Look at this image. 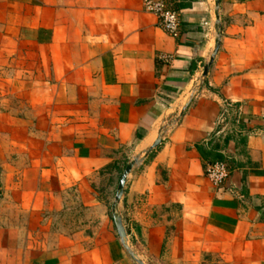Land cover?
<instances>
[{
	"label": "crops",
	"instance_id": "0c3cea01",
	"mask_svg": "<svg viewBox=\"0 0 264 264\" xmlns=\"http://www.w3.org/2000/svg\"><path fill=\"white\" fill-rule=\"evenodd\" d=\"M163 1L174 38L141 0H0V264H136L111 216L48 242L67 190L101 211L98 175L134 157L117 214L143 264H264V0H218L200 85L213 0Z\"/></svg>",
	"mask_w": 264,
	"mask_h": 264
},
{
	"label": "rangeland",
	"instance_id": "374dc122",
	"mask_svg": "<svg viewBox=\"0 0 264 264\" xmlns=\"http://www.w3.org/2000/svg\"><path fill=\"white\" fill-rule=\"evenodd\" d=\"M131 159L123 158L114 170L103 171L98 175V181L93 185L95 198L104 205L103 209H89L81 200L80 193L67 190L63 195L61 209L56 211L50 218L53 224L49 225V235L53 244H78L86 248L93 242L98 230L101 228V218L110 219V203L113 198L117 181L124 166ZM202 264H214L212 261Z\"/></svg>",
	"mask_w": 264,
	"mask_h": 264
},
{
	"label": "built area",
	"instance_id": "2783aa9c",
	"mask_svg": "<svg viewBox=\"0 0 264 264\" xmlns=\"http://www.w3.org/2000/svg\"><path fill=\"white\" fill-rule=\"evenodd\" d=\"M142 10L153 15L157 21V27L169 35L176 37L179 29V16L170 9L163 0H141ZM159 59L168 62L170 57L161 55ZM204 176L213 186H219L224 183L228 177V168L224 162L208 164L204 168Z\"/></svg>",
	"mask_w": 264,
	"mask_h": 264
},
{
	"label": "water",
	"instance_id": "95a60500",
	"mask_svg": "<svg viewBox=\"0 0 264 264\" xmlns=\"http://www.w3.org/2000/svg\"><path fill=\"white\" fill-rule=\"evenodd\" d=\"M213 6H214V31H215V38H214V43H213V49L211 52V55L208 59V61L206 62V64L203 66L202 68V73H201V79L199 80V85L201 84L202 80L204 79V77L206 76L207 70L212 62L213 56L215 55V53L217 52L218 49V45H219V38H220V27H219V19H218V13H217V9H218V0H213ZM158 144V139H156L154 141V143L151 145V147L147 150L150 151L151 149L155 148ZM144 153V156L146 155V153ZM139 159L134 157L132 158L123 168L122 173L118 179L117 185H116V189L114 192V196H113V201L111 203V207H110V216H111V220L116 232V235L119 239V242L121 244V246L123 247V249L125 250V252L128 254V256L136 263V264H143L137 257L136 255L129 249V247L126 244V237H125V231L121 225V220L119 218V215L117 214V204L120 201L121 195L123 193V187H124V183H125V179L127 177V175L129 174L130 170L133 168V166H135L136 164L139 163Z\"/></svg>",
	"mask_w": 264,
	"mask_h": 264
}]
</instances>
